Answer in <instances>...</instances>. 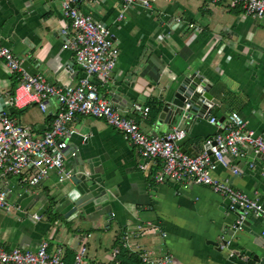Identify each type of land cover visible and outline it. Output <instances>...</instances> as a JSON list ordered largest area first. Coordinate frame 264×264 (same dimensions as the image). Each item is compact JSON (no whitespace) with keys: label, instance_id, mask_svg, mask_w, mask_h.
<instances>
[{"label":"crops","instance_id":"crops-1","mask_svg":"<svg viewBox=\"0 0 264 264\" xmlns=\"http://www.w3.org/2000/svg\"><path fill=\"white\" fill-rule=\"evenodd\" d=\"M187 2L189 5H154V15L164 13L163 20L141 7L130 8L118 25L119 0L80 1L77 8L106 24L119 48L108 86L101 87L99 79L93 78L99 93L110 103L111 93L120 97L116 109L134 117L146 135L163 136L176 126L185 129L187 136L181 149L195 156L205 151L204 140L218 134L232 112L240 115L249 130L259 133L264 129V20L251 19L240 8L230 9L226 2ZM61 3L0 0V43L22 60L29 74L63 87L76 85L82 72L69 45L74 32ZM174 19H180V25L173 24ZM189 23L192 29L187 28ZM63 29L67 31L64 36ZM192 74L202 77L215 101L206 116L191 124L176 121L169 125L162 120L158 124L179 83ZM17 86L16 76L0 61L3 113L18 124L32 127L39 136L52 121L57 105L48 103L46 113L36 106L15 110L12 98ZM160 103L155 118L149 111L145 118L133 111L135 105L143 109ZM210 118L215 119L214 124L209 123ZM70 128L77 134L69 139L65 168L75 175L84 172L93 181L94 203L81 218L68 221L63 215L70 206H61V201L70 181L60 184L54 174L37 187L14 178L0 180V191L8 192L7 199L14 207L0 214V246L6 251H35L46 241L50 251L64 246V261L72 264L74 251L84 243L85 264H118L111 254L118 244L122 245L123 232L150 223L158 225L166 237L146 232L130 243L155 256L169 253L173 264H247L244 259L259 264L264 259L262 221L248 217L231 236L224 227L228 223L233 227L236 216L223 206L225 199L188 181L155 184L153 178L161 164L144 160L103 121L77 117ZM74 151L76 156H70ZM226 160L239 174L218 168L213 176L264 202V156L247 149L243 159L227 156ZM251 164L253 168H249ZM35 214L39 221L33 220ZM222 238L229 245L218 251L211 243Z\"/></svg>","mask_w":264,"mask_h":264},{"label":"built area","instance_id":"built-area-1","mask_svg":"<svg viewBox=\"0 0 264 264\" xmlns=\"http://www.w3.org/2000/svg\"><path fill=\"white\" fill-rule=\"evenodd\" d=\"M80 1L89 3L92 0H62L61 3L63 15L74 32L69 45L75 63L82 72L76 85L60 87L48 83L41 76L29 74L23 69L22 60L0 43V61L4 62L7 70L18 80L12 98L13 108L22 110L36 106L42 113H46L48 103L53 101L57 105L52 121L39 136L34 134L32 127L18 124L9 116L0 113V180L4 182L14 178L28 187H37L54 174L60 184L70 181L75 173L68 171L64 162L68 154L69 139L77 134L70 128V124L77 117H90L103 121L120 133L147 162L161 164V170L153 178L155 184L188 181L193 185L210 189L223 199H228V209L236 216V231L241 229L248 217L264 223V202L234 189L227 180L213 176L218 168L229 170L232 175L239 174L238 169L226 160L227 156L241 160L245 157L247 149L264 156V129L259 133L249 130L240 115L232 112L225 125L221 127L222 132L206 138L203 143L205 151L195 156L188 155L181 149L180 144L187 136L186 130L181 127H173L163 136L143 133L134 117L122 115L103 94L99 93L97 84L93 83V78H97L101 87L108 86L119 57V48L106 24L80 12L77 8ZM119 1L121 10L116 18L117 25L124 19L125 12L134 7H141L151 16L163 20L165 14L154 15L153 6L158 1L169 2V0ZM207 1L214 5L226 2L230 9L240 8L243 14L251 19L264 20V0ZM180 23V19H174L173 24L178 26ZM186 26L188 29L193 28L190 23ZM66 34V29H63L61 35ZM133 111L145 118L149 109L135 105ZM209 123L214 124L215 119L210 118ZM70 156L75 157L76 151ZM253 167L252 164L249 165V168ZM139 168L145 169L143 165ZM7 193L0 191V214L14 208L7 199ZM32 218L35 221L40 220L36 214ZM146 232L161 238L166 237L158 225L148 223L146 226L124 231L121 237L122 247L129 253L137 255L141 264H173V258L169 253L161 252L155 256L148 250L135 248V245L130 243L132 238L142 237ZM64 251L62 245L50 251L49 243L46 241H42L35 251L20 248L6 251L0 246V264H66ZM119 252V247L115 248L111 254L112 258L116 259ZM86 254L85 244L80 243L74 251L72 264H85Z\"/></svg>","mask_w":264,"mask_h":264},{"label":"water","instance_id":"water-1","mask_svg":"<svg viewBox=\"0 0 264 264\" xmlns=\"http://www.w3.org/2000/svg\"><path fill=\"white\" fill-rule=\"evenodd\" d=\"M208 88L209 86L203 81L200 75L192 74L183 78L175 90L172 101L167 103L162 109L158 117V124H161V120L169 125H173L176 121L191 124L197 118H204L207 108L215 102L213 97L209 94ZM110 96L111 103L117 108L116 104L120 101V97L112 93ZM3 104L4 102L0 98V113H3ZM186 106L188 107L185 108ZM218 132L221 133L222 131L219 130ZM70 183V189L66 192L65 197L61 201V206H70L69 210L63 215L68 221L75 217L81 218L86 208L95 201L92 195L93 181L89 179L84 172H80L72 177ZM223 206H229L228 199L224 200ZM1 218L2 216L0 215V219ZM224 229H226L227 233L230 230V232H232L231 236H233L234 232H236V225L234 223L233 227H231L228 223L225 225ZM211 245H213L216 250L221 251L223 248H227L229 242L222 238L220 241L212 242ZM244 260L247 264H255L252 260ZM259 264H264V259H261Z\"/></svg>","mask_w":264,"mask_h":264},{"label":"trees","instance_id":"trees-1","mask_svg":"<svg viewBox=\"0 0 264 264\" xmlns=\"http://www.w3.org/2000/svg\"><path fill=\"white\" fill-rule=\"evenodd\" d=\"M156 106L149 104V107H148L149 113H152V115H151L152 118H155L157 116V114L160 112L161 107H162L161 103L157 104ZM54 220L55 219H53L52 221H54ZM118 247L120 249V252L117 255L118 264H141V261L137 255L129 253L127 250H125L122 247L121 244H118ZM67 258H68V256L66 257V259ZM68 264H70V263H68Z\"/></svg>","mask_w":264,"mask_h":264},{"label":"rangeland","instance_id":"rangeland-1","mask_svg":"<svg viewBox=\"0 0 264 264\" xmlns=\"http://www.w3.org/2000/svg\"><path fill=\"white\" fill-rule=\"evenodd\" d=\"M173 3H177V4H179V5H189L188 4V2H187V0H170V2L169 3H166V2H163V1H158L157 3H156V5H171V4H173ZM211 3H209V5H210ZM211 5H214V4H211ZM162 9V8H161Z\"/></svg>","mask_w":264,"mask_h":264}]
</instances>
